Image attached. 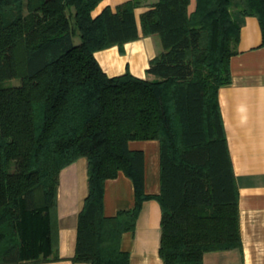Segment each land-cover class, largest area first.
Segmentation results:
<instances>
[{
    "label": "trees",
    "instance_id": "1",
    "mask_svg": "<svg viewBox=\"0 0 264 264\" xmlns=\"http://www.w3.org/2000/svg\"><path fill=\"white\" fill-rule=\"evenodd\" d=\"M159 0L141 15L162 51L147 73L110 76L96 52L140 37L127 0L97 15L101 0H0V264L60 259L57 194L63 168L87 159L89 192L74 262L129 264L122 234L144 200L162 207L165 264H204L210 251L242 247L239 188L219 103L232 80L242 20L264 0ZM239 16V19L237 18ZM76 38L79 39L76 42ZM19 78L17 86H3ZM160 142L161 192L145 193V157L131 140ZM120 172L135 206L104 214L105 182Z\"/></svg>",
    "mask_w": 264,
    "mask_h": 264
},
{
    "label": "crops",
    "instance_id": "2",
    "mask_svg": "<svg viewBox=\"0 0 264 264\" xmlns=\"http://www.w3.org/2000/svg\"><path fill=\"white\" fill-rule=\"evenodd\" d=\"M127 0H101L93 10L103 9ZM159 0H142L135 8L140 37L126 42L123 50L113 45L96 52L103 70L115 76L130 70L138 77L147 73L151 60L163 49L158 35H144L141 15ZM196 0L189 6L194 11ZM239 19V16L237 17ZM230 84L219 89V103L225 126L233 170L239 188V218L242 247L210 251L204 264H264V45L259 20L246 16L242 20L237 52L231 57ZM132 150H142L145 157V193L161 192L160 142L157 139L131 140ZM88 164L85 157L61 170L57 194V219L60 259L20 264H90L74 262L79 214L88 195ZM136 194L133 180L124 172L105 182L104 214L117 216L133 209ZM162 207L155 198L143 201L135 228L121 237V248L130 255L129 264H165L160 256Z\"/></svg>",
    "mask_w": 264,
    "mask_h": 264
},
{
    "label": "rangeland",
    "instance_id": "3",
    "mask_svg": "<svg viewBox=\"0 0 264 264\" xmlns=\"http://www.w3.org/2000/svg\"><path fill=\"white\" fill-rule=\"evenodd\" d=\"M236 2L238 3L239 0H233V5L231 7L232 10H235L237 9V4ZM76 42L79 41L78 38L75 39ZM21 84V80L19 78H13V79H8V80H5L2 85L3 86H17V85H20Z\"/></svg>",
    "mask_w": 264,
    "mask_h": 264
}]
</instances>
